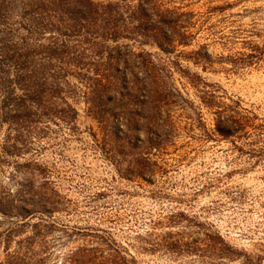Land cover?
Returning a JSON list of instances; mask_svg holds the SVG:
<instances>
[{
	"label": "rangeland",
	"instance_id": "374dc122",
	"mask_svg": "<svg viewBox=\"0 0 264 264\" xmlns=\"http://www.w3.org/2000/svg\"><path fill=\"white\" fill-rule=\"evenodd\" d=\"M25 3L0 54L52 41ZM150 3L84 69L38 55L40 97L0 63V264H264V0Z\"/></svg>",
	"mask_w": 264,
	"mask_h": 264
},
{
	"label": "trees",
	"instance_id": "16d2710c",
	"mask_svg": "<svg viewBox=\"0 0 264 264\" xmlns=\"http://www.w3.org/2000/svg\"><path fill=\"white\" fill-rule=\"evenodd\" d=\"M12 1L0 0V21L6 5H10ZM132 1L134 0H106L105 4H98L94 0H25L26 15L29 17V24H32L28 33L37 35L54 30V36L51 43L41 52L32 48L28 39H24L20 45L22 54L19 56L15 55L16 50H19L16 46H13V56L5 54L3 48L0 63H19L25 60L19 67L22 71H28L34 59L40 55L43 60H47L48 67L53 66V61H57L84 69L88 49L83 46L89 45V49L99 47L100 55L103 45L99 40H105L108 36L118 39L122 35L120 29H124L125 24H139L137 29L143 33L142 36L147 35L145 25L149 24L152 17L150 0H138L137 5L124 11L125 3ZM155 39L160 48L165 50L164 44L158 38ZM5 52L9 53L6 50ZM29 59L31 62H28ZM33 66L30 76L24 77L34 80L35 85L40 87L36 92L37 97H40L43 93L41 90L47 83V75L40 67L37 69L36 64ZM116 70L119 71L118 66Z\"/></svg>",
	"mask_w": 264,
	"mask_h": 264
}]
</instances>
